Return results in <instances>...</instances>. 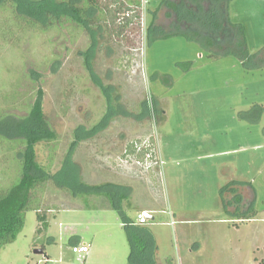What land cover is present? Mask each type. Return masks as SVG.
Listing matches in <instances>:
<instances>
[{"label":"rangeland","instance_id":"374dc122","mask_svg":"<svg viewBox=\"0 0 264 264\" xmlns=\"http://www.w3.org/2000/svg\"><path fill=\"white\" fill-rule=\"evenodd\" d=\"M162 1L130 5L137 20L122 35L111 27L99 34L95 71L102 84L115 88L113 95H120L125 111L111 115L103 127L93 130V137L83 138L71 152L73 166L68 162V167L80 181L75 188L65 185L66 167L60 174L62 184L48 181L38 190L16 240L1 247L0 264H91L85 255L72 251L79 239L89 245L94 239L95 256L110 259L113 249L108 246L117 238L106 231L110 226L106 222L113 218L88 205L92 200L86 190L105 184L115 170L127 173L121 158L135 156L145 162V152L135 147L146 138L160 149L163 164L149 170L136 164L129 167L139 177L160 170V194L149 192L153 204L157 201L166 210L158 215L160 222L169 221L170 209L207 222L212 219L183 226L185 239L174 236L166 224L155 226L164 231L160 260L254 264L258 259L257 264H264V66L248 68L231 55L209 57L198 42L179 33L167 35L164 27L152 28L147 39L154 19L156 23L164 19ZM228 12L233 23L245 26L249 51L264 56V0H231ZM119 17L123 21L125 15ZM138 20L140 24L135 23ZM0 22L5 21L0 17ZM15 32L13 40L0 36V116L26 115L38 88L44 89L45 112L58 138L40 144L38 154L55 173L65 163L74 132L80 129L84 134L107 117L106 98L81 55L91 40L68 24ZM55 59L57 64H51ZM31 69L40 74L39 80L31 78ZM144 106L146 114L137 117ZM255 117L260 119L251 120ZM0 140V190L5 191L20 179L22 146ZM231 178L251 184L254 195L245 194L242 211L253 212V220L230 217L226 208L218 209L220 188ZM79 204L88 206L82 209ZM216 213L224 221L214 222ZM39 214L45 217L40 220ZM115 235L127 246L125 232ZM195 240L200 251L189 253L188 243L192 248ZM129 251L128 246L122 251L121 264H129Z\"/></svg>","mask_w":264,"mask_h":264},{"label":"trees","instance_id":"16d2710c","mask_svg":"<svg viewBox=\"0 0 264 264\" xmlns=\"http://www.w3.org/2000/svg\"><path fill=\"white\" fill-rule=\"evenodd\" d=\"M230 2L231 0H181V4L169 3L168 7L172 10L175 21L178 22L169 34L179 33L191 41L198 42L207 50L209 57L221 58L231 55L238 58L248 68L264 66V56L259 57L258 54H252L249 51L245 26L230 20L228 12ZM141 3V0H0V17L5 21L4 23L0 22L2 39L13 40L16 28H20V31L23 32L35 29H57L68 24L73 29L86 32L91 41L86 51L81 52L84 58L83 64L91 79H94V82L102 90L109 107L108 116L103 118L99 124L89 131H82L84 134L79 131L80 129L74 132V140L64 158L65 163L61 170L59 169L55 173L51 172L49 165L47 166L40 160L38 154L40 144L53 142L58 138L57 131L51 126L45 112L44 89L38 88L26 115L1 114L0 138L17 141L16 144L22 146L19 151L22 171L18 182L5 191L0 190V250L4 245L16 240L25 224L26 212L36 199L38 190L41 191L48 181H57L62 184L60 174L65 172L67 167L66 187L73 189L80 183L76 171L74 172L72 167H68L69 164L73 166L70 154L83 138L93 137L96 132L93 130L104 126L103 122L105 123L110 117L111 109L119 105V103H113V100L120 99L119 94L113 95L114 87L102 84L103 80L94 68L95 53L100 44L99 34H102L103 31L107 32V28L111 27L114 32L122 35L136 18L133 13L134 8L130 5L141 6ZM128 12L131 14L126 16ZM122 13L125 15L123 21L119 17ZM135 22L140 24L139 20ZM153 24L148 29L147 39L150 37ZM255 59L259 61L254 62ZM56 62H58L57 59L53 60L51 64L55 65ZM29 72L31 78L33 76L39 80L41 77L35 69H31ZM260 117L250 119L257 121ZM2 141L0 140V142ZM240 182L238 180L230 181L222 188V192L234 185H241ZM111 186L112 184L105 183L97 187H90L91 189L86 190V193L92 191L106 193ZM243 202V196L236 194L228 203L224 201V206H228L229 213L236 211V216L252 217L253 212L244 213L242 211ZM230 207L234 210L231 211ZM38 217L42 220L45 215L39 214ZM138 233L131 238L132 248L129 264H159L154 254L148 249L152 239L147 237L144 232ZM160 264H175V262L171 258H166L165 261L160 260Z\"/></svg>","mask_w":264,"mask_h":264},{"label":"crops","instance_id":"0c3cea01","mask_svg":"<svg viewBox=\"0 0 264 264\" xmlns=\"http://www.w3.org/2000/svg\"><path fill=\"white\" fill-rule=\"evenodd\" d=\"M171 2H176V3L181 4V0H163L162 1V3L160 4L161 8L160 6L158 8L164 11L165 13L164 19L161 21L159 20L160 23L159 22L156 23V20L154 19L153 23L155 22L156 24L154 23L155 27L153 28L155 31L156 29L160 31L159 29H162L164 27L165 29H168L165 32L169 34L171 30H173L175 26L178 24V22L175 21V17H174V14H172V10L168 7V4ZM165 19H167V21H165ZM161 24H163V26H161ZM157 141H158V138H157ZM158 150L160 153V149ZM160 156H161V153H160ZM121 168L126 169L128 172L123 173L122 169L120 171L118 170L113 171L114 173L112 174L113 175L112 178L108 177L109 179H107L105 182L108 184H112V186L109 187L106 193L93 192V191L90 193H87L90 196L89 200L90 199L92 200V203L88 204L90 205V207H93V208L98 207L101 211L107 213V217L113 218L112 220L108 219V222H106V225L108 223H109L108 225H110L108 226L106 231L109 234H111L112 238L113 237L117 238L116 239L117 242L113 241L112 239L113 241V243L111 244L112 246H108L109 249H113V251L111 252L113 256L108 260H104V259L101 260L100 258L101 256L99 257L95 256V251L97 250L98 245L95 247V240L92 239V242H91L92 244L90 243L91 244L90 252L84 256L85 261L87 263L121 264L122 260L120 259L119 256L121 255L123 250L127 249V246L130 250L129 251V255H130L131 248H132L131 238H133L136 233L139 234L138 232H141V233L144 232L145 234H147V237H150L152 239V242L150 246L148 247V249L151 253L154 254L155 259L160 264V255H161V250H162L161 238H163L164 231L155 226H160V224H166V226L171 228L172 234H174V236L178 237L179 239L183 235V238L185 239L183 226H185L186 224L195 225V224H207L211 222L212 219L207 222L204 218L195 219L193 217L187 216L186 215L187 213H184V212L180 213L179 211L174 212L171 209L168 211L169 221L160 222V219H158L157 217L160 214V212H166V210L164 207L162 206L160 207V205H157L156 204L157 201L153 204V200H152L153 195L160 194V170H152L147 173H144L146 175L139 177L138 176L139 173H137V171L134 168L129 167V166L121 167ZM116 177H122L121 179L123 182L121 181V179H116ZM233 179L241 181L240 182L241 185H237V186L234 185L233 187L227 188L225 189L224 192H222V188L226 186ZM250 186L251 184L247 180H241V179H235V178L229 179L228 182L220 188V198L222 200V203L220 207H218V209L226 208L228 211V206L226 205L224 206V201L225 202L227 201L228 203V201L232 199L234 196H236V194H241L244 199H245L246 193L251 194V196H253L254 192H253L252 187ZM245 188L247 189V191H245ZM229 191H231L230 195H228ZM149 192H151V194L153 195L152 196L149 195L150 194ZM250 198L249 200H252L254 197H252V199ZM159 202H160V199H159ZM79 205H80L79 207H82V209L87 208L88 206L85 204H79ZM129 211H131V214L129 213ZM141 211H146L154 217V219L152 220L151 223H149V225L138 224L137 214ZM235 212H231L232 213L231 214L228 211V214L230 215V217L239 218L241 220L242 219L246 221L253 220L252 217L242 218L240 216H236ZM249 213H252V212H249ZM221 216H222L221 213H216L214 217H217V218L214 222L224 221L222 218H220ZM172 221L174 223H171ZM119 232H125L126 237L124 238L125 239L127 238L126 239L127 246H123V242L120 241L121 237H117L115 235ZM126 242H124V245ZM194 243L195 245L194 247L192 245V248H191V242L188 243L189 253L197 254L200 251V243H198L197 240H195ZM79 244H88V243L86 240H83V239L75 240L73 242V246L79 245ZM99 244H102V243L100 242ZM196 248L198 249L194 250ZM43 249L45 250V248ZM127 258L129 262V256ZM257 263H258V259H256L254 264H257Z\"/></svg>","mask_w":264,"mask_h":264},{"label":"built area","instance_id":"2783aa9c","mask_svg":"<svg viewBox=\"0 0 264 264\" xmlns=\"http://www.w3.org/2000/svg\"><path fill=\"white\" fill-rule=\"evenodd\" d=\"M129 16V14L127 15ZM136 24H139L138 22H135ZM136 150H142L146 154L145 162H142L137 157H130L123 159L121 158V162L125 164L126 166H130L131 164H136L137 166H141L144 170H149L154 166H159L163 164V161L161 159V156L159 152L157 151L155 145L152 143V140L150 138H146L143 142L140 144H137L135 147ZM132 161V163H130ZM125 166V167H126ZM148 212L141 211L137 214V222L140 225H149V223L152 222V220L148 217ZM171 223H174L173 221ZM72 251L75 254L80 255H87L90 252V245L88 244H79L72 247Z\"/></svg>","mask_w":264,"mask_h":264},{"label":"flooded vegetation","instance_id":"af4514ba","mask_svg":"<svg viewBox=\"0 0 264 264\" xmlns=\"http://www.w3.org/2000/svg\"><path fill=\"white\" fill-rule=\"evenodd\" d=\"M108 86H110V87H113L112 85H108ZM110 89V88H109ZM114 92V91H113ZM45 98V97H44ZM115 100H117V99H114L113 100V103H119V105H118V107H114V108H112L111 109V113L109 114V116H110V118H111V115H116L117 113H120V112H123V111H125V110H121V108L122 107H124V105H123V103H121V102H119V100L118 101H115ZM44 103H45V100H44ZM146 103V102H145ZM107 110L109 109V107H108V103H107ZM143 113H137V117L139 116L140 117V115H145L146 114V112H147V110H146V108H145V106L143 107ZM109 112V111H108ZM108 112H107V116H108ZM134 116V115H133Z\"/></svg>","mask_w":264,"mask_h":264},{"label":"water","instance_id":"95a60500","mask_svg":"<svg viewBox=\"0 0 264 264\" xmlns=\"http://www.w3.org/2000/svg\"><path fill=\"white\" fill-rule=\"evenodd\" d=\"M148 217H149L151 220L154 219V217H153L152 215H150V214H148ZM35 251H36L37 253H42V252H43L42 249H36Z\"/></svg>","mask_w":264,"mask_h":264}]
</instances>
